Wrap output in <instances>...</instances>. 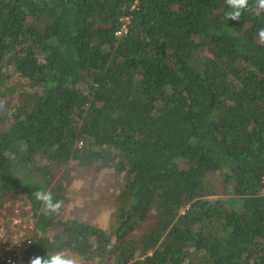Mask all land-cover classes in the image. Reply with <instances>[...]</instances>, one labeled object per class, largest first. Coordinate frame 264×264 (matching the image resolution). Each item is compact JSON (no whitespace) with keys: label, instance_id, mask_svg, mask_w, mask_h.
Wrapping results in <instances>:
<instances>
[{"label":"trees","instance_id":"obj_1","mask_svg":"<svg viewBox=\"0 0 264 264\" xmlns=\"http://www.w3.org/2000/svg\"><path fill=\"white\" fill-rule=\"evenodd\" d=\"M229 10L0 0V263L264 264V13ZM73 163L117 191L102 226L32 195Z\"/></svg>","mask_w":264,"mask_h":264},{"label":"rangeland","instance_id":"obj_2","mask_svg":"<svg viewBox=\"0 0 264 264\" xmlns=\"http://www.w3.org/2000/svg\"><path fill=\"white\" fill-rule=\"evenodd\" d=\"M81 144L82 142H79V145ZM75 164L78 163L75 162ZM75 164L73 163L69 168L74 169L77 172V176L66 173L64 177V182L67 185L65 192L68 197H65L60 211L65 213L72 210L71 212L77 213L78 218L86 219L102 226L107 220L109 208H112L114 204V197L117 195V191L109 183L105 186L100 185V189L96 193L93 185L94 178L92 177L95 169H97L96 166ZM100 174L106 176L108 174L109 177L113 178V174L106 170ZM77 178H80V183L75 181ZM72 215L74 216V213ZM21 236H23L21 232L17 234L15 236L16 241H20Z\"/></svg>","mask_w":264,"mask_h":264},{"label":"clouds","instance_id":"obj_3","mask_svg":"<svg viewBox=\"0 0 264 264\" xmlns=\"http://www.w3.org/2000/svg\"><path fill=\"white\" fill-rule=\"evenodd\" d=\"M225 3L230 9L224 14L227 20H239L245 11L253 12L257 16L264 13V0H255L252 5L249 0H225ZM258 36L259 41L264 43V28L258 31ZM32 195L41 204L44 215L60 212L63 201L55 199L50 191L37 189ZM30 264H81V260L65 251H56L51 254L48 252L46 257L36 256L31 259Z\"/></svg>","mask_w":264,"mask_h":264},{"label":"built area","instance_id":"obj_4","mask_svg":"<svg viewBox=\"0 0 264 264\" xmlns=\"http://www.w3.org/2000/svg\"><path fill=\"white\" fill-rule=\"evenodd\" d=\"M0 264H18V262L16 261V259L14 257H6L4 259V262H1Z\"/></svg>","mask_w":264,"mask_h":264}]
</instances>
